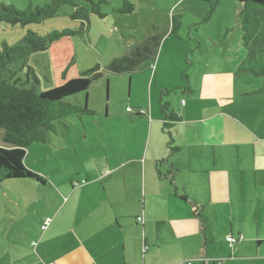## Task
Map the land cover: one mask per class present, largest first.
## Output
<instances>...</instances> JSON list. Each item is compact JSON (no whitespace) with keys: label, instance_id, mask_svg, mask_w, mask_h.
<instances>
[{"label":"crops","instance_id":"1","mask_svg":"<svg viewBox=\"0 0 264 264\" xmlns=\"http://www.w3.org/2000/svg\"><path fill=\"white\" fill-rule=\"evenodd\" d=\"M84 1L95 6L73 0L78 8L85 6L88 14L87 18H79L82 30L90 27V18H93L106 21V26L113 31L120 32V28L130 26L137 32L128 35L131 39L128 50L119 58L138 62L119 74L132 73L148 61L147 68L151 72L155 69L151 73L155 83L160 55L155 65L152 59L163 34H144L135 13L136 0ZM179 1L174 0V4ZM129 3L132 7L127 10ZM130 16L133 21L129 20ZM122 20L129 24H121ZM243 53L233 69L237 66L238 72L251 74L238 70ZM135 74L138 83L139 73ZM214 77L215 82L207 83L218 95L216 109L209 103L211 98H202V93L196 92L204 87L196 88L190 80L185 84L176 83L174 88L165 84L161 88L155 86V95L150 86L146 90L149 99L143 100L144 105L123 103V117L116 119L111 140L119 154L109 156L110 152L104 148L109 170L102 168L95 174L85 171L82 174L91 180H85L86 185L77 190L78 178L70 180V185L62 184L63 191L69 189L70 196L59 202L51 216L45 217L50 218L45 228H42L45 219L40 224V229L50 233L59 244L55 248L47 247L50 261L44 257L43 261H37L30 252L34 261L27 262L28 257L2 249L5 255L0 264H140L137 250L142 257L151 252L154 261L149 264H185L190 258L195 261L192 264H264V100L259 101L261 108L258 109L240 106L233 96H228L230 92L221 90L225 75L220 73ZM253 77L252 82L237 83L238 96L251 98L264 91L257 92L263 87L262 78ZM255 83L259 89L250 91ZM130 85H133L132 76ZM167 89L180 92L174 93V105L166 101V113L159 107V99ZM133 91L142 95L138 85ZM133 91L130 90V97ZM195 93L200 97H192ZM224 103L230 112L225 110ZM65 121L67 124L63 125L67 127L69 122L75 127L80 123L85 125L80 114ZM105 121L102 118L98 123ZM95 185L102 188L106 198L95 194L83 200L75 197L81 191L92 193ZM128 210L131 213L124 216L126 224L135 229L130 235L129 255L123 240L124 217L120 212ZM59 224L62 230L52 231ZM228 236L235 239L233 247L226 241ZM198 255L201 257L196 258Z\"/></svg>","mask_w":264,"mask_h":264},{"label":"rangeland","instance_id":"2","mask_svg":"<svg viewBox=\"0 0 264 264\" xmlns=\"http://www.w3.org/2000/svg\"><path fill=\"white\" fill-rule=\"evenodd\" d=\"M46 1L0 0V4L12 5L25 11L36 5L43 6ZM80 1L86 4L84 0ZM151 1L136 0L135 13L146 36L163 34L158 51L152 59L155 61L160 55L155 83H152L155 69L151 72L147 68L148 61L137 66L129 74L109 71L110 62L128 50V41L131 40L128 35L133 31L130 26L120 28L118 32L110 30L106 21L90 18V27L82 30L79 18L84 19V16L82 13H75L69 5L62 6L56 15L41 18L33 23L22 25L0 21V51L4 46L9 52V48L24 46V38L29 30L42 37L54 32L72 31L70 37L59 38L48 44L45 49L30 52L8 63L6 69L1 71V76L18 80L23 87L33 88L37 93L62 85L71 78L86 77L91 81L88 91L72 95L63 101L70 100L81 109L86 106L87 109L96 111L81 114L85 119L83 126L80 123L75 127L69 122L67 127L60 126L57 120L52 122V130L47 132L44 142L31 143L24 149L22 164L39 175L44 180L43 183L36 179H3L0 182V261L5 255L2 249H8L16 256L28 257L27 262L34 261L30 252H33L37 261H43L42 257L50 261L47 247L55 248L59 244L51 238L50 233L40 229V224L46 216L55 212L60 201L70 196L69 189L67 192L63 191L62 184L68 182L70 185V180L78 178L80 185L75 187L77 190L86 185L85 180H91L82 174L85 171H93L95 174L102 168L109 170L104 159V148L110 152L109 156L119 154L111 140L115 134L116 119L123 117V103L125 105L126 101L129 102L125 106H134L136 103L144 105L143 100L148 102L149 99L146 90L150 86L154 94L157 90H154L155 86L161 88L165 84L174 88L176 83L185 84L190 80L192 86L204 87L196 92L200 91L202 98H211L209 103L216 109L219 106L216 99L218 95L209 85L211 81L215 82V74L222 73L225 75L220 85L222 92H230L228 96H233L235 103L240 106L250 107L252 110L254 107L261 108L259 101L264 100V91L251 98L237 95L240 94L237 83L245 80L252 82L255 79L252 74L238 72L237 66L233 69L244 52L240 42L241 30L236 18L237 0H180L177 4H174V0ZM129 20L133 21L132 16ZM120 23L129 24L123 20ZM133 33L137 34L135 31ZM155 63L157 61L153 62L154 65ZM27 68L30 69L29 73ZM135 73H139L138 83ZM130 76L133 77L132 86ZM137 85L142 95L133 91ZM257 89L259 84L255 83L249 90ZM130 90L133 91L131 97ZM179 92L180 90L172 89H167L166 93L162 92L159 107L167 100L174 105V93ZM197 93L192 97H200ZM184 95L186 97L187 94ZM224 108L230 112V107L225 103ZM102 118L106 121L99 124L98 120ZM4 133L5 130L0 129V146H8L3 142ZM128 182L132 183L130 178ZM91 194L106 198L99 185L92 187V193L81 191L77 192L75 197L83 200ZM120 212L124 217L130 214L131 210ZM125 220L127 218L124 217L123 240L126 241V254L129 255L132 248L130 235L135 229L126 224ZM128 221L133 224L131 218H128ZM55 230H62L60 224L57 227L54 225L52 231ZM138 231L140 233L139 229ZM146 249L147 247L143 252ZM137 252L140 264L141 261L143 264L154 261L150 251L145 255L143 253V257L140 251ZM132 258H136L135 255H132ZM188 261L195 262L191 258L185 262Z\"/></svg>","mask_w":264,"mask_h":264},{"label":"trees","instance_id":"3","mask_svg":"<svg viewBox=\"0 0 264 264\" xmlns=\"http://www.w3.org/2000/svg\"><path fill=\"white\" fill-rule=\"evenodd\" d=\"M237 2L236 18L241 30L240 42L244 49V56L238 70L261 77L264 81V0H237ZM86 4L87 6L92 5L91 7L95 6V4L87 2ZM64 5L73 7L75 13H82L84 18H87L85 6L78 8L73 0H50L43 6L36 5L34 8L25 9V11L18 10L12 5L0 4V21L11 24L21 23L22 25L33 23L41 18L56 15ZM131 7L132 4L129 3L127 10H130ZM89 11L93 12L92 8H89ZM71 34H73L72 31L65 30L62 33L54 32L42 37L29 30L24 38V46L9 48L11 53L6 46L0 51V129L5 130L3 142L8 145L0 146V181L28 178L43 183L44 180L39 175L22 164L25 157L24 149L31 143L44 142L47 132L52 130V122L57 120L60 126H66L63 125V123L67 124L66 119H70L78 113L81 115L92 112L87 108L81 110L70 103V100L63 101L72 95L88 91L91 81L86 77L71 78L62 85L37 93L33 88L23 87L18 80H10V78L1 76V71L6 69L8 63L30 52L45 49L51 42ZM151 40L156 44V38ZM145 49L149 51V49ZM136 50L138 51L137 48ZM137 62L117 58L110 62L108 68L111 72L121 73L136 66ZM27 69L29 73L30 69ZM262 89H264V84L257 92ZM160 108L165 112L167 104H161ZM228 237L233 238L232 236ZM226 241L230 247H233L235 239L233 242H229L226 237ZM199 257L201 256L198 255L196 258Z\"/></svg>","mask_w":264,"mask_h":264},{"label":"built area","instance_id":"4","mask_svg":"<svg viewBox=\"0 0 264 264\" xmlns=\"http://www.w3.org/2000/svg\"><path fill=\"white\" fill-rule=\"evenodd\" d=\"M127 110H130V108H128ZM137 220H138V221H141V217H137ZM49 221H50V218L45 219V221H44V223H43V225H42V228H45L46 225L49 223ZM227 240H228L229 242H233V241H234V239L231 238V237H227ZM187 264H191V262L188 261Z\"/></svg>","mask_w":264,"mask_h":264},{"label":"bare ground","instance_id":"5","mask_svg":"<svg viewBox=\"0 0 264 264\" xmlns=\"http://www.w3.org/2000/svg\"><path fill=\"white\" fill-rule=\"evenodd\" d=\"M182 103H183V101H182Z\"/></svg>","mask_w":264,"mask_h":264}]
</instances>
